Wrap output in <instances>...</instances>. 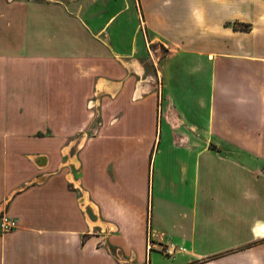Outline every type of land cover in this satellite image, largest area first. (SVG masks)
<instances>
[{"label":"crops","instance_id":"crops-1","mask_svg":"<svg viewBox=\"0 0 264 264\" xmlns=\"http://www.w3.org/2000/svg\"><path fill=\"white\" fill-rule=\"evenodd\" d=\"M64 5L0 0V264H264V0Z\"/></svg>","mask_w":264,"mask_h":264},{"label":"rangeland","instance_id":"rangeland-1","mask_svg":"<svg viewBox=\"0 0 264 264\" xmlns=\"http://www.w3.org/2000/svg\"><path fill=\"white\" fill-rule=\"evenodd\" d=\"M64 4H65L64 5L65 9L68 10V12H74L75 10L78 9V5L82 4V0H64ZM138 18H139V26H138V28L136 27L137 28L136 30L139 33V36L142 37V42H143V46H142L143 50L141 53H139L138 58L142 62V64L146 67V69L149 70L150 64H149V61L147 60V59H149V56H148L147 50H146L147 44L145 43L147 40H149L148 34H147V31H145L143 28V22L141 20V17H138ZM133 25H135V24L133 23ZM141 33H142V35H141ZM146 35H147V37H146ZM149 47H150V45H149Z\"/></svg>","mask_w":264,"mask_h":264},{"label":"built area","instance_id":"built-area-1","mask_svg":"<svg viewBox=\"0 0 264 264\" xmlns=\"http://www.w3.org/2000/svg\"><path fill=\"white\" fill-rule=\"evenodd\" d=\"M17 225V221L14 217L8 215L6 212H0V233L8 232L14 229ZM149 248V241H148ZM159 250L166 256H171L177 251H181V247H176L173 244H164L159 246Z\"/></svg>","mask_w":264,"mask_h":264},{"label":"trees","instance_id":"trees-1","mask_svg":"<svg viewBox=\"0 0 264 264\" xmlns=\"http://www.w3.org/2000/svg\"><path fill=\"white\" fill-rule=\"evenodd\" d=\"M233 26L236 28H245L247 24L234 22Z\"/></svg>","mask_w":264,"mask_h":264},{"label":"bare ground","instance_id":"bare-ground-1","mask_svg":"<svg viewBox=\"0 0 264 264\" xmlns=\"http://www.w3.org/2000/svg\"><path fill=\"white\" fill-rule=\"evenodd\" d=\"M99 86V85H98ZM101 87V86H100Z\"/></svg>","mask_w":264,"mask_h":264}]
</instances>
